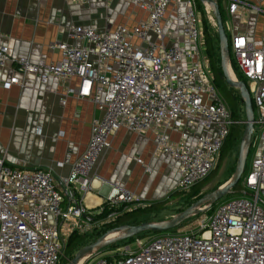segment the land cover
I'll use <instances>...</instances> for the list:
<instances>
[{"label": "built area", "instance_id": "built-area-1", "mask_svg": "<svg viewBox=\"0 0 264 264\" xmlns=\"http://www.w3.org/2000/svg\"><path fill=\"white\" fill-rule=\"evenodd\" d=\"M124 1L145 12L139 28L128 30L118 25L100 32L73 26L67 32L73 43L50 45L60 52L58 60L13 59L22 75L36 73L42 84L51 75L76 77L77 87L67 89L60 103L64 104L69 94L75 95L93 102L97 113L84 152L59 181L49 169L13 167L0 155V264L60 262L69 234L86 232L92 216L71 200L75 192L90 186L96 159L121 127L136 133L152 132L155 152L177 164L175 188L179 192L203 181L218 164L230 128L237 122L214 85L195 0H185L182 20L188 48L167 47L158 41L163 37L161 21L173 0ZM226 1L229 14L241 7L264 15V0ZM204 11L213 19L209 8ZM134 37L140 44L132 43ZM229 53L248 81L256 108L253 125L261 149L251 159L242 181L243 192L251 195L218 203L210 212L198 214L193 231L136 238L110 255L87 258L82 264H264V35L259 39L231 35ZM6 59L8 46L0 44V63ZM177 65L181 67L175 70ZM230 69L235 76L231 64ZM21 83L18 76H12L2 87ZM169 131L177 132L178 140L172 141ZM65 197L70 203L63 206ZM136 201L134 195L114 187L106 204L118 207ZM116 215L117 211L111 213V220Z\"/></svg>", "mask_w": 264, "mask_h": 264}, {"label": "crops", "instance_id": "crops-1", "mask_svg": "<svg viewBox=\"0 0 264 264\" xmlns=\"http://www.w3.org/2000/svg\"><path fill=\"white\" fill-rule=\"evenodd\" d=\"M221 5L229 36L242 34L259 39L264 35L263 14L241 7L229 14L227 1L221 0ZM184 10L185 0H173L166 8L161 21L163 37L158 41L167 47H190L181 28ZM145 19V12L124 0H0V44L8 46V59L0 63V155L8 165L49 169L58 181L66 177L89 142L91 121L97 113L93 102L75 95L69 94L65 103H60L67 89L77 87L76 77L60 79L51 75L42 84L36 73L22 75L13 59L28 56L32 62L39 58L54 62L61 55L50 45L56 41L73 43L67 36L73 26L103 32L123 25L133 30ZM132 43L138 45L140 40L134 37ZM12 76H18L22 83L3 88V82ZM169 138L176 141L179 134L169 131ZM177 179V164L155 152L152 132L136 133L121 127L96 159L90 186L75 192L71 201L98 216L107 205L111 188L118 187L137 200L128 208L159 203L163 211L184 195L175 188ZM68 202L65 197L62 205Z\"/></svg>", "mask_w": 264, "mask_h": 264}, {"label": "water", "instance_id": "water-1", "mask_svg": "<svg viewBox=\"0 0 264 264\" xmlns=\"http://www.w3.org/2000/svg\"><path fill=\"white\" fill-rule=\"evenodd\" d=\"M203 5L209 7L212 12V16L216 26V32L218 36V46H219V57H220V68L222 77L224 78L226 84L232 88H235L239 91L241 101L244 105L245 120L244 128L241 134L239 142V152L236 161V165L232 175L229 179L218 186L213 191L202 195L190 206H188L183 211H180L173 215L170 219L161 222H142L139 224H126L118 226L116 228L110 229L99 236L96 240L80 247L73 256L67 261V264H79L81 261H84L90 257L94 252L98 251L101 248L106 247L107 245L131 238L137 234L146 231H158L164 232L179 226L183 221L205 212L210 208L214 203H216L220 198L232 192L233 188L237 185L239 179L241 178L244 166L251 144V136L253 132V123H254V111L252 100L247 88L246 83L238 80L234 75H231L230 71V53H229V44L228 36L224 28L221 14L219 11L218 2L216 0H199ZM245 196H250L249 192H244ZM113 232H118V234L109 237Z\"/></svg>", "mask_w": 264, "mask_h": 264}, {"label": "trees", "instance_id": "trees-1", "mask_svg": "<svg viewBox=\"0 0 264 264\" xmlns=\"http://www.w3.org/2000/svg\"><path fill=\"white\" fill-rule=\"evenodd\" d=\"M217 1H218V6H219V11L221 14L222 22L224 25V20L222 17L221 0H217ZM195 3H196L198 10L200 11V14H201L202 32L204 35V47H205V52H206L208 63H209V68H210L212 76H213L214 85L216 86L219 95L221 96V98L224 100V102L228 106L232 119L237 122L236 124L231 126L229 134H228V136L224 142V145L221 149L218 164H217L216 168L207 176V177H209L214 172H216L221 161L225 158L226 154L229 152L232 145L234 143H236L237 141L240 142L241 134H242V131L244 128L245 112H244V105H243V102L241 101L239 91L235 88L228 86L226 84L224 78L222 77L221 68H220V57H219V46H218L217 32L215 35L211 33V28H210L209 23L206 19L204 6L202 5V3L199 0H195ZM227 36H228V44H229L230 43V36L228 34H227ZM230 64H231V67L233 69V72L235 73L236 78L240 81H243L244 83H247L246 78L237 70V68L235 67L232 60H230ZM252 104H253V101H252ZM254 128H256L255 125H253V131H254ZM252 142H253V134L251 136V144H252ZM245 167H246V165H245ZM243 175H245V174H243ZM243 175L239 179L237 185L232 190L233 192L238 191L242 195L244 194L243 187H242V181H243V177H244ZM207 177L203 181H201L200 183L191 187V189L189 190V193L192 196H196L199 193L201 187L204 186V181L207 179ZM226 180L227 179L220 181L216 185V187L223 184ZM182 193H184V192H182ZM197 199H195V201ZM130 204L131 203H122L120 205V206H124V209L117 211V215L112 220V222H113L112 227H118V226H122V225H126V224H136L138 222V220H140L141 217L146 216V215H150L156 211L161 210V208H162L161 207L162 204H159V203L158 204H152V205L135 206L132 208H128L127 206ZM214 205L215 204H213L208 210H206V212H210L211 209L214 207ZM107 207H108L107 205L103 206V210L99 214L100 216L107 215V213L112 210V209L109 210ZM178 212L179 211L175 212L174 214H176ZM197 216L198 215L192 216V218L197 217ZM149 220L150 219H148L147 221H149ZM185 222H186V220L183 221L176 228L168 230V231H164V232L172 233L173 230H176V229L182 227ZM161 233L162 232H158V231H156V232H154V231L142 232V233L137 234L131 238H127L125 240H120V241L111 243L104 248L116 246L118 243H121V242L128 243L131 240L134 241V239H136V238H142V237L149 236V234L150 235H156V234H161ZM96 239H97V236L78 234L77 231L71 232L67 238L65 245H64L63 257H66L69 260L80 247H82V246H84V245H86V244H88V243H90ZM63 257L61 258V260H63Z\"/></svg>", "mask_w": 264, "mask_h": 264}, {"label": "rangeland", "instance_id": "rangeland-1", "mask_svg": "<svg viewBox=\"0 0 264 264\" xmlns=\"http://www.w3.org/2000/svg\"><path fill=\"white\" fill-rule=\"evenodd\" d=\"M203 6L207 7L206 5H203ZM221 8H222V17H223V20L225 21L227 19V16L225 14V10L223 9L222 5H221ZM210 15H211V11H210ZM207 16L208 15H206V19H207L209 26L211 28V33L215 35L216 34V26L214 25V21H213V19H209ZM224 25H225L224 28L226 27V29H228V27L226 26L225 23H224ZM246 82H247L246 84L248 87V81L246 80ZM253 111H254V117H256V108L254 105H253ZM252 134H253V142L249 146V150H248V154H247V158H246V162H245L246 167L244 166L243 174L246 173L247 166L249 165L251 159L261 149V142L257 137V128H254V131L252 132ZM238 152H239V141H237L236 143H234L232 145L229 152L226 154L225 158L221 161L216 172H214L212 175L207 177V179L204 181V186L201 187L199 193L196 196H192L189 193V191L184 192V193L181 192L184 195L180 198V200L174 206H171L167 210L164 209L163 211L160 210V211H156L150 215L143 216L140 218V220H138V222L136 224H139L142 222H149V221H151V222L166 221V220L170 219L173 215H175L172 213H175L177 211H179V212L183 211L188 206H190L193 202H195V199L199 198L201 195H204V194L209 193V192L213 191L214 189H216L217 188L216 185L220 181H222L224 179L228 180L229 179L228 177H230L232 175L234 168H235V165H236ZM182 194H180V195H182ZM241 196H245V195H242L238 191H235V192L232 191L231 193L226 194L225 196L220 198L214 204L217 205L218 203H221V202L233 199V198L241 197ZM107 208L109 210L110 209H112V210L109 211L107 213V215H104V216L93 215L91 220H90V224L88 225L89 229L84 233H79V232H77V233L83 234V235H89V236L93 235V236H97V238H98L99 236H101L106 231L113 229V228H116V227H112L113 222L110 218V215H111V213H115L116 211L123 210L124 206H120V205L118 207L108 206ZM148 219H150V220L147 221ZM196 219H197V217L192 218V216H191L190 218H188V220L186 219V222L184 223V225L182 227H180L176 230H173L172 233H183V232L193 231L195 224H196ZM162 233H167V232H162ZM132 241L133 240H131L128 243L121 242V243H118L116 246H113V247L101 248L98 251L94 252L88 258H99V257L110 255L113 252H115V250H117L118 248H121L124 245L132 243ZM130 246H131V249L134 248L133 244H131ZM67 261H68V259L66 257H63V260H60V262L58 264H67Z\"/></svg>", "mask_w": 264, "mask_h": 264}, {"label": "bare ground", "instance_id": "bare-ground-1", "mask_svg": "<svg viewBox=\"0 0 264 264\" xmlns=\"http://www.w3.org/2000/svg\"><path fill=\"white\" fill-rule=\"evenodd\" d=\"M209 8V7H208ZM230 73H231V75H233V73L230 71ZM116 234H118V232H113V233H111L110 235H109V237H111V236H114V235H116ZM84 262V261H83ZM79 264H82V261L79 263Z\"/></svg>", "mask_w": 264, "mask_h": 264}]
</instances>
